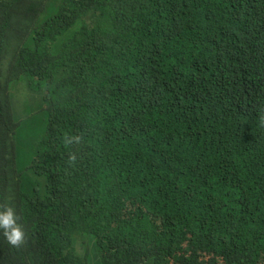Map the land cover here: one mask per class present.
<instances>
[{
    "label": "trees",
    "instance_id": "obj_1",
    "mask_svg": "<svg viewBox=\"0 0 264 264\" xmlns=\"http://www.w3.org/2000/svg\"><path fill=\"white\" fill-rule=\"evenodd\" d=\"M44 3L0 0V211L26 233L14 247L0 230V264H73L81 228L101 264H264V0H63L43 21ZM103 29L112 50L88 52ZM7 73L45 90L24 172ZM197 235L218 236L215 261Z\"/></svg>",
    "mask_w": 264,
    "mask_h": 264
},
{
    "label": "rangeland",
    "instance_id": "obj_2",
    "mask_svg": "<svg viewBox=\"0 0 264 264\" xmlns=\"http://www.w3.org/2000/svg\"><path fill=\"white\" fill-rule=\"evenodd\" d=\"M62 1L63 0H45L44 6L46 7L39 17H43V21L50 18L56 12V7H59L62 4ZM32 18L33 17L29 19ZM40 20L41 19L38 20V24ZM4 22V17H0V56H12L14 50L10 49L11 44L9 41L11 37L6 32ZM86 22L92 25V16L91 18H88ZM42 23L43 22H41V24ZM82 25V21L79 20L72 29L55 41L52 45V54H58L60 51L70 48L71 38L81 29ZM30 34L23 40L24 46H29L32 43V37ZM107 38H109V35L104 29L103 34L98 31L97 33H93L90 37L86 36L84 38L86 50L89 52V50L92 49L97 54H100V52L105 53L107 50H112L111 46L106 48L100 45L102 42L107 41ZM218 55H220V49H216L211 45L206 56L208 63L214 65ZM4 90L7 92L8 99L4 115L9 122L18 126L14 137L16 166L19 172H24L28 169L33 159L30 142H35L37 140L39 127L48 120L47 106L43 100L45 90H34L30 86V81L24 75L19 73H7L6 87ZM2 122L3 118H0V126ZM73 125L75 128L82 131L83 137L87 138L93 136L92 129L88 124L73 121ZM51 178L55 177L50 175L49 180ZM162 192L163 189H159L158 195H161ZM245 205L246 204H244V206ZM63 208L66 214L71 216L68 211L67 203L63 204ZM242 209L243 208H239V210ZM84 229L85 228H81L75 236V239L81 246L76 253V256L80 257V260H77L73 264H101L97 254L87 245V236L84 233ZM255 233H258L256 229ZM197 238H201L203 240L202 245L199 248V256L202 257V261L204 262L208 259L215 261L218 236L211 235V237L206 238L202 235H197ZM258 238L261 245L260 249L264 250V237L259 234Z\"/></svg>",
    "mask_w": 264,
    "mask_h": 264
},
{
    "label": "clouds",
    "instance_id": "obj_3",
    "mask_svg": "<svg viewBox=\"0 0 264 264\" xmlns=\"http://www.w3.org/2000/svg\"><path fill=\"white\" fill-rule=\"evenodd\" d=\"M261 123L264 124V118H262ZM68 142L71 143V141ZM72 159L75 160V156ZM18 220L19 217L12 207H7L5 210L0 211V230H3L4 237L14 247L23 245L26 237V233L21 224L18 223Z\"/></svg>",
    "mask_w": 264,
    "mask_h": 264
}]
</instances>
